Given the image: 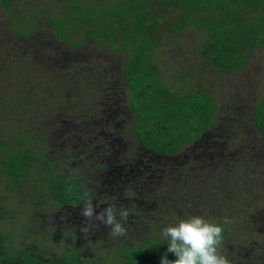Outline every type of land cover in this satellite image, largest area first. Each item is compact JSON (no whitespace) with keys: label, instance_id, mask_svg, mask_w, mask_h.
<instances>
[{"label":"trees","instance_id":"trees-1","mask_svg":"<svg viewBox=\"0 0 264 264\" xmlns=\"http://www.w3.org/2000/svg\"><path fill=\"white\" fill-rule=\"evenodd\" d=\"M16 1L1 0L0 7L10 12ZM49 1L33 2L26 19L10 18L13 35L4 37L7 52L0 57V76H11L0 87V264H160L165 254L175 260L162 229L178 223L179 213L204 214L180 199L173 221L161 210L158 225L144 236L137 230L124 238L110 229L82 233L75 213L94 199L110 203L108 195L91 188L88 160L104 136L87 148L64 146L60 136L96 128L110 78L105 67L113 64L132 113L113 138L151 157H173L227 125L239 127L240 143L244 128L251 127L250 142L263 150L264 95L240 102L235 94L220 95L214 84L243 73L264 48V0ZM46 26L58 42L56 52L39 39ZM187 31L198 34L195 47L162 62L158 51L165 37ZM66 47L72 56H65ZM93 48L107 58H74ZM9 60L15 66H4ZM109 151L114 159L116 151ZM68 184L75 185L71 195Z\"/></svg>","mask_w":264,"mask_h":264},{"label":"flooded vegetation","instance_id":"flooded-vegetation-1","mask_svg":"<svg viewBox=\"0 0 264 264\" xmlns=\"http://www.w3.org/2000/svg\"><path fill=\"white\" fill-rule=\"evenodd\" d=\"M115 67L113 64L105 67L104 73L110 78L96 128H74L73 132L64 131L60 136L61 144L75 148H87L92 140L101 142L104 136V141L88 157L94 170L91 188L97 195L105 193L110 199L109 204L94 199L92 203L97 211L109 205L117 212L121 208L127 210L126 221L118 216L126 232L137 230L144 236L149 226L158 225L161 210L168 211V220H172L175 211L178 212L177 203L183 199L189 207L204 214L205 219L210 218V222L223 223L225 216L231 219V224L224 225L220 246L230 264H264V156H258L262 150L250 142L252 136L246 133L240 143L239 133L235 132L239 127L222 125L220 134L205 136L199 142L187 145L177 156L151 157L150 153L138 152L121 137L112 136L125 128L120 122L132 115L128 107L129 96L117 79ZM109 150L116 151L114 159ZM85 152L83 149L81 154ZM122 154L123 158L116 159ZM115 163H119L118 167ZM97 165L102 168L98 170ZM130 170L132 174H128ZM130 188L134 191L129 192ZM256 188L258 194H255ZM192 198L199 199V204L192 205ZM165 205L169 207L161 209ZM201 206L203 210H199ZM209 211H212L211 217H208ZM190 212L192 214L191 209ZM181 219L186 217L179 213ZM74 222L89 230L106 232L109 229L98 222L85 220L80 211L75 213Z\"/></svg>","mask_w":264,"mask_h":264},{"label":"rangeland","instance_id":"rangeland-1","mask_svg":"<svg viewBox=\"0 0 264 264\" xmlns=\"http://www.w3.org/2000/svg\"><path fill=\"white\" fill-rule=\"evenodd\" d=\"M1 1V0H0ZM44 5L47 3L46 1L50 2L49 0H17L13 3L11 11H7L5 8L0 7V57H4L6 55V48L4 46V37L12 38L13 33H9L11 29L10 25V18L14 14H18L23 19H26L27 16V7L33 4V2H42ZM39 39L41 42H44L53 52H56V50L59 49V46L57 45L58 42L56 38L54 37V34L52 30H50L49 26H46L45 29H43L39 33ZM198 40V34L194 31H187L185 33H176L171 34L165 37L163 45L159 48L158 51V57L161 59L162 62L169 63L170 61H173L175 59L176 53H183L189 50H192L193 47L197 44ZM25 49L27 51V42L24 43ZM24 50V49H23ZM23 50L21 53H23ZM51 50H49L51 52ZM68 50V54L65 56H69V48L66 47L65 51ZM64 51V52H65ZM98 49H82L81 51H77L76 54L80 53V55L75 56L74 58H77L79 60H87V58L94 57L96 55L95 53L100 55L101 58L106 59L107 55L106 52H99ZM27 54V53H26ZM72 56V55H70ZM69 56V57H70ZM15 66L11 63V60L6 61L4 63V66ZM3 74V72H2ZM1 75L0 76V87H3L5 83H9L11 81V76L6 79ZM220 79V78H219ZM219 79L216 80L217 82L214 84V88L216 91L220 92V95L226 96V94H235L236 98L240 102L244 101H251L253 99H259L263 97L264 95V48L261 50H258L254 54V58L251 61L250 66L245 70L243 73L237 74L236 76H230L227 78L221 77L220 81ZM3 81V82H2ZM3 85V86H2ZM236 92H239L236 93ZM228 113L229 115L233 116V112ZM249 114V110L244 112V115ZM232 130V128H231ZM230 130V131H231ZM244 132L247 134H252L254 130L250 127L244 128ZM258 138V137H257ZM256 139V135H255ZM258 156L261 158L264 156V149L262 150V153H259ZM258 158V157H257ZM258 185V183H256ZM255 194H258V188H256ZM23 218H26L24 216ZM48 220V218H47ZM62 221L60 220V223ZM233 223H235L233 221ZM45 224L48 226L50 223L45 222ZM242 225V222H241ZM245 227V226H242ZM246 228V227H245ZM246 232V230H245ZM242 233V232H240Z\"/></svg>","mask_w":264,"mask_h":264},{"label":"clouds","instance_id":"clouds-1","mask_svg":"<svg viewBox=\"0 0 264 264\" xmlns=\"http://www.w3.org/2000/svg\"><path fill=\"white\" fill-rule=\"evenodd\" d=\"M76 171L73 170V174ZM74 189L75 185L68 184L66 193L71 195ZM80 216L109 228L114 237L126 235L121 219L127 220L128 211L123 208L117 212L114 206L109 205L97 211L96 206L89 201L81 208ZM231 223L227 216L224 217L223 224L210 222L202 216H189L175 225L163 228L162 236L168 241L167 252L173 253L177 258L169 260L165 254L160 264H230L228 258L221 253L220 246L223 242V226ZM80 231L87 234L89 229L82 225Z\"/></svg>","mask_w":264,"mask_h":264}]
</instances>
